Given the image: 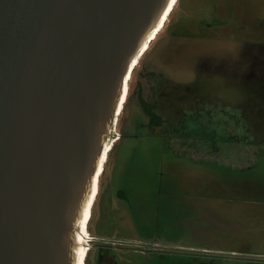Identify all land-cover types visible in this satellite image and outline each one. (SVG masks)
<instances>
[{
  "label": "water",
  "instance_id": "95a60500",
  "mask_svg": "<svg viewBox=\"0 0 264 264\" xmlns=\"http://www.w3.org/2000/svg\"><path fill=\"white\" fill-rule=\"evenodd\" d=\"M168 3L0 0V264H74L125 78Z\"/></svg>",
  "mask_w": 264,
  "mask_h": 264
},
{
  "label": "rangeland",
  "instance_id": "374dc122",
  "mask_svg": "<svg viewBox=\"0 0 264 264\" xmlns=\"http://www.w3.org/2000/svg\"><path fill=\"white\" fill-rule=\"evenodd\" d=\"M213 1H175L158 38L133 65L126 102L107 139L112 149L88 232L161 250L113 251L119 264H264V0H237L243 32L252 37L235 46L201 42L180 64L187 69L198 53L214 52L223 68L209 87L221 102L248 108L210 110L206 142H172L139 126L142 101L150 100V74L174 70L158 55L162 41L168 44V26L181 17L201 29ZM253 57L256 68L247 69ZM84 243V264H94L93 243Z\"/></svg>",
  "mask_w": 264,
  "mask_h": 264
},
{
  "label": "flooded vegetation",
  "instance_id": "af4514ba",
  "mask_svg": "<svg viewBox=\"0 0 264 264\" xmlns=\"http://www.w3.org/2000/svg\"><path fill=\"white\" fill-rule=\"evenodd\" d=\"M226 3L227 4L220 0L213 1L212 5L207 8L209 10L206 12L209 15L208 18L204 19L199 23L200 25L197 26L202 27L201 29L197 28V30L195 26L190 27L184 24L182 20H186L187 18L181 17L180 20L174 23L171 22L168 26L166 31H170L168 44L162 41L163 44H160L158 55L163 59L162 61L165 64V68L172 69L174 67V70H167V72L156 71L153 72L154 74H150V77L152 76L149 79L151 82L149 89L150 100L142 101L139 110L142 119L139 126L148 128L155 126L157 127L156 132L160 131L164 139L169 137V140L172 142H206L210 139V110L225 111L248 108L245 105L243 106V104H227L221 102L223 100L220 99L221 97L219 94L213 92L209 87L212 80L218 78V76L222 74L220 73V69L223 68L222 64L215 58L217 54L214 52L209 54L198 53L195 56L196 58H194V62L190 64L187 69H183L180 66V64L184 62L182 59L186 57L189 50L195 49L201 42L206 41L212 45L224 42L227 43V45L235 46L246 41L244 39L245 36L248 35V37H252L248 31L243 32L247 27L245 24L246 22L241 18L242 13L237 10V0H226ZM186 11L188 12L187 9ZM256 35L257 34H255L254 37L259 41ZM161 38L162 36L157 43H160ZM147 47L148 45L145 49H147ZM144 50L139 57H143ZM243 54L245 56V53ZM217 62L219 63L217 64ZM237 62H239V60ZM257 62L258 58L253 57L251 61L245 64L247 65L246 68L254 70L257 65L255 63ZM128 92L129 90H127L123 102L124 104ZM147 109H154V111L158 113L159 118L151 120L152 118L144 112ZM193 128H197V130H193ZM149 133L153 134L150 130ZM125 136L127 135H124L123 138ZM111 149L110 147L109 150ZM106 161L107 160H105V162ZM103 172L104 167L102 168L98 181ZM97 194L98 188L95 198ZM93 206L94 202L90 209L91 211L86 223L85 233H87L86 241L91 240L94 246V264H119L113 251L122 249L148 252L161 250L158 246H147L142 244L126 245L111 239V237L89 236L88 225L92 218ZM85 246L87 248V245ZM86 248L82 264H84L87 257Z\"/></svg>",
  "mask_w": 264,
  "mask_h": 264
},
{
  "label": "bare ground",
  "instance_id": "6f19581e",
  "mask_svg": "<svg viewBox=\"0 0 264 264\" xmlns=\"http://www.w3.org/2000/svg\"><path fill=\"white\" fill-rule=\"evenodd\" d=\"M175 1L176 0H169L167 8H166L165 12L162 14L158 24L149 32V34L145 38V41H144L139 53L137 54V56L135 57V59L131 63L130 71H129V73H128L127 77L125 78V81H124L122 98H121V102L119 104V108L117 110V113L115 114V121H114L113 126L116 123L117 117L119 116L120 111H121V106H122L124 99H125V94H126V90H127V82L130 78V75H131V72L133 69V65H134L135 61L138 60L137 58L140 56L141 52L146 48L148 43L152 39L156 38L159 31L163 28V26L166 23V20L169 16L171 9L174 6ZM113 126H112V128H113ZM111 131H112V129H111ZM103 145H104V150H103V153L101 154V156L99 157V160H98L97 172L92 179V182H91L92 184H91L89 193L87 194V196L85 197V199L83 201L81 210L79 212V216H78L77 221H76V226L78 228V230L76 231V245L72 250V256L74 259V264H82V260H83V256H84L85 248H86V246H85L86 244L84 243L86 241V234H87V233H85V227H86V223H87L88 218H89L90 209H91V206L93 204V200H94L95 195H96L98 178H99V175H100L102 168H103V164H104V161L106 158L107 150H109V148L111 147V142L109 143L105 140Z\"/></svg>",
  "mask_w": 264,
  "mask_h": 264
},
{
  "label": "trees",
  "instance_id": "16d2710c",
  "mask_svg": "<svg viewBox=\"0 0 264 264\" xmlns=\"http://www.w3.org/2000/svg\"><path fill=\"white\" fill-rule=\"evenodd\" d=\"M146 113V115L150 116L152 119L151 120H156L157 118H159L158 113L156 111H154V109H147L146 111H144ZM162 112V111H161ZM160 112V113H161ZM152 133L156 132L157 127L152 126L148 128Z\"/></svg>",
  "mask_w": 264,
  "mask_h": 264
}]
</instances>
